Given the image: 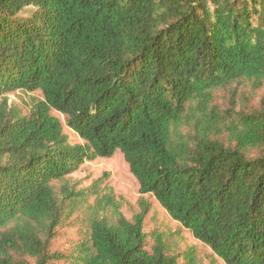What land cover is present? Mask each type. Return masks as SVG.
I'll use <instances>...</instances> for the list:
<instances>
[{
	"label": "trees",
	"instance_id": "obj_1",
	"mask_svg": "<svg viewBox=\"0 0 264 264\" xmlns=\"http://www.w3.org/2000/svg\"><path fill=\"white\" fill-rule=\"evenodd\" d=\"M241 82L264 84V0H0V264H180L159 234L147 250L146 201L129 220L105 179L65 184L117 152L221 261L264 264V99L213 105ZM18 91L42 99L23 115L6 97ZM84 209L85 236L52 251Z\"/></svg>",
	"mask_w": 264,
	"mask_h": 264
},
{
	"label": "rangeland",
	"instance_id": "obj_2",
	"mask_svg": "<svg viewBox=\"0 0 264 264\" xmlns=\"http://www.w3.org/2000/svg\"><path fill=\"white\" fill-rule=\"evenodd\" d=\"M13 108L23 115L29 113L34 100L42 99L38 92L28 93L18 91L6 96ZM264 99V84L260 89H254L250 82L234 84L228 89L219 90L214 94V106L221 112L252 111L260 108ZM54 116L64 119L61 115L53 113ZM65 133L69 136L72 144H80L82 141L71 130L64 126ZM225 142L229 141L228 134H222ZM105 179L101 184V192L106 187L112 189L117 201L122 203L121 213L129 220L140 212V202L146 201L150 206V212L146 219L145 232L149 235L147 250L152 252L155 245V234L162 236L167 254L178 257L180 264H190L186 260L187 253L194 251L197 264H225L213 251L197 241L190 232L184 230L181 225L168 215L159 205L154 197L142 196L139 192V184L131 174L129 166L123 155L117 152L110 159H97L87 162L74 174L67 177L65 184L75 192H86L97 181ZM63 183H56L57 191L60 192ZM102 193V194H103ZM94 198L90 199V203ZM88 224V213L78 210L64 219L56 230V237L52 244V251L67 252L85 236ZM63 264V263H57Z\"/></svg>",
	"mask_w": 264,
	"mask_h": 264
}]
</instances>
